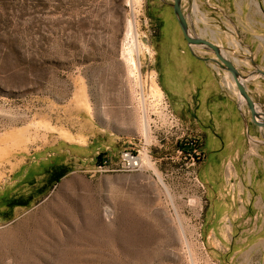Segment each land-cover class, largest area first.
Returning a JSON list of instances; mask_svg holds the SVG:
<instances>
[{"label": "rangeland", "instance_id": "obj_1", "mask_svg": "<svg viewBox=\"0 0 264 264\" xmlns=\"http://www.w3.org/2000/svg\"><path fill=\"white\" fill-rule=\"evenodd\" d=\"M249 1L182 0V10L193 35L238 65L264 111V0H253L255 25L240 40L226 18ZM172 4L0 0V264H264L263 249L238 259L208 249L200 161L165 97L152 94L169 13L191 54ZM129 21L154 54L136 77L123 57ZM199 62L249 110L229 72ZM126 149L138 170L122 169Z\"/></svg>", "mask_w": 264, "mask_h": 264}, {"label": "crops", "instance_id": "obj_2", "mask_svg": "<svg viewBox=\"0 0 264 264\" xmlns=\"http://www.w3.org/2000/svg\"><path fill=\"white\" fill-rule=\"evenodd\" d=\"M238 9L245 20L239 13L232 20L220 12L234 26L231 37L240 40L255 25L253 0ZM165 20L160 89L170 113L201 139L204 157L196 173L205 191L208 249L234 250L231 258L237 259L249 250H264V128L186 50L170 13Z\"/></svg>", "mask_w": 264, "mask_h": 264}, {"label": "water", "instance_id": "obj_3", "mask_svg": "<svg viewBox=\"0 0 264 264\" xmlns=\"http://www.w3.org/2000/svg\"><path fill=\"white\" fill-rule=\"evenodd\" d=\"M172 8L177 23L183 33L184 39L188 44L191 54L198 60L202 62H211L231 74L232 79L234 80L238 88L239 94L246 101L253 123L261 128H264V111H258V105L249 95L245 84L242 82L245 79L240 72L239 67L236 66L234 61L230 60L224 55V51L219 45L202 37L195 36L191 33L187 18L182 10V0H173ZM193 47H202L209 49L215 54L216 58H206L199 56L194 52ZM258 73L264 76V71L258 69Z\"/></svg>", "mask_w": 264, "mask_h": 264}, {"label": "bare ground", "instance_id": "obj_4", "mask_svg": "<svg viewBox=\"0 0 264 264\" xmlns=\"http://www.w3.org/2000/svg\"><path fill=\"white\" fill-rule=\"evenodd\" d=\"M126 43H127V46L124 48L123 57L126 61L125 63L128 66L129 73L131 74V76L136 77V74L138 73L139 67L142 64V60L145 59L144 57H146L148 59V58H151L154 54L152 55V50L149 46H146L145 44H144L145 45L144 46L141 43V41L139 40V35H138L137 26H136L135 21H129L128 22L127 33H126ZM230 78L232 79L231 76H230ZM242 82L246 85L244 80ZM228 87H230L234 90L233 84H231L230 86L228 85ZM152 94L154 95L155 98H157L159 100L164 98L163 97L164 93L160 89V87L156 84L155 80H154L153 85H152ZM242 99L245 101V99L243 97H242ZM257 109H258V111H261L259 109V107ZM145 127L147 129L148 125L146 124ZM162 184H164V183H162ZM164 186H165V184H164Z\"/></svg>", "mask_w": 264, "mask_h": 264}, {"label": "built area", "instance_id": "obj_5", "mask_svg": "<svg viewBox=\"0 0 264 264\" xmlns=\"http://www.w3.org/2000/svg\"><path fill=\"white\" fill-rule=\"evenodd\" d=\"M173 117V118H172ZM172 122L173 124L178 128L181 127L182 130L184 129L183 126L181 125L180 121L177 120L174 115H172ZM179 129V128H178ZM185 130L186 133V137L188 136V140H192L191 143V148L193 150V155L196 157V159L198 161H202L203 160V153L201 152V145H200V138L196 135H194L192 132ZM120 162H121V166L122 169L126 170V171H136L140 168L141 162L140 159L138 157V155H136L133 151L131 150H123L121 152V156H120Z\"/></svg>", "mask_w": 264, "mask_h": 264}]
</instances>
